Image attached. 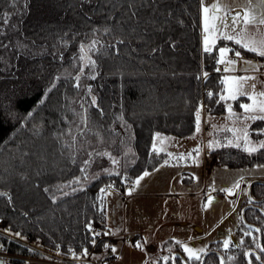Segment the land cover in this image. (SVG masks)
I'll use <instances>...</instances> for the list:
<instances>
[{
  "label": "trees",
  "instance_id": "16d2710c",
  "mask_svg": "<svg viewBox=\"0 0 264 264\" xmlns=\"http://www.w3.org/2000/svg\"><path fill=\"white\" fill-rule=\"evenodd\" d=\"M128 3L0 0V45H7L0 47V258L7 264L82 255L93 245L88 225L107 229L100 189L123 192L169 160L151 148L156 133L189 137L201 105L212 115L224 113L228 103L241 112L239 105L249 101L217 103L224 88L217 49L239 46L220 40L212 53L202 50L200 0H134L131 9ZM81 45L94 66L80 59ZM210 154L228 167L264 163V149L249 154L223 146ZM112 157L117 171H107ZM251 195L264 198V184L254 183ZM256 205L241 216L238 241L228 250L215 240L199 260H189L167 240L164 246L178 254L156 264H200L204 253L203 264H220L221 257L224 264H247L245 251L264 246V200ZM247 223L257 225L260 236ZM250 230L252 236L243 235ZM28 238L42 251L28 246ZM254 256L253 264H262Z\"/></svg>",
  "mask_w": 264,
  "mask_h": 264
},
{
  "label": "rangeland",
  "instance_id": "374dc122",
  "mask_svg": "<svg viewBox=\"0 0 264 264\" xmlns=\"http://www.w3.org/2000/svg\"><path fill=\"white\" fill-rule=\"evenodd\" d=\"M204 4L209 8L211 7L208 0H204ZM253 7L257 13H259L264 6L260 5L259 0H253ZM202 18L203 11L200 0L201 45L203 48L204 32ZM248 32L256 39L264 38V25H259L257 27L249 26ZM224 45L225 44H220L219 47ZM16 46L21 48L19 45ZM231 56L232 54H229L230 58ZM242 56L246 60L264 65V57L258 55L252 57L243 54ZM85 63H87V60ZM237 69L238 70L232 75H255L257 76V80L250 81L249 84H256V92L264 91V84L260 83V81H264V67H262L259 72H244L243 67L238 64ZM231 73L233 72H229L228 75H231ZM246 91L251 92V87H247ZM247 103H251V101L249 100ZM233 111L236 112L237 115L243 114V110L237 112L233 109ZM205 116L206 111H203V115H201L200 132L197 133L195 130L194 134L189 137H178L161 132H158L159 137H157V133L154 135L153 142H156L157 148L162 149L159 152H165L168 155L171 154L169 155L170 157L178 155L180 157L181 154H183L185 158L179 159L175 164L158 166L154 170L147 171L149 175L141 180L146 183L150 190L154 192L160 190L166 194H157V196L153 194L145 198H136L134 200L136 201L134 207L142 208L141 212L145 216L146 223L145 221L142 222V224L136 221L132 223L129 222L130 202L125 206L126 200L124 201L123 198L128 193L125 189L123 190V192L125 191L124 195L120 194L118 196L119 198H115L114 196L113 198L109 197V202L107 201L106 205L104 204V215L108 223L106 225V230L109 232L108 236H112L111 239L115 240L113 244L106 243L114 256L109 259V264H150V261H154L158 253L148 250L150 233L152 230L156 234L155 238H159V236L166 237V234L171 232L177 234V228H184V235H187L188 232L196 235V237L191 240H186L184 245L196 249H205V244L210 239L218 238L222 239V241L225 239L232 241L230 236H233L235 242L238 241L239 237L236 233H233V228L237 225L241 215L240 205L247 199L249 184L252 181H264V168L256 167L257 165H264V163L236 167L217 165L215 160L216 157L214 154H210V151L212 148L223 147L222 145L226 144L227 140L232 138V132L227 129L234 127L242 128L244 127V123H241L239 120L233 123V120L228 119L227 105L224 113L207 114V119L204 118ZM261 122H263L262 126L253 127L256 123L260 124ZM245 123L250 125V138L254 143L259 140H264V136L256 135L252 131L257 128H264V121H246ZM161 138H163V144L160 143ZM214 141H219L220 146L214 143L213 146L209 148V142ZM240 143V148L243 149V141ZM197 147L200 148L198 156L193 152ZM188 153H192V156H188ZM114 159L116 161L118 160L117 157H114ZM112 160L113 157L111 158V167L107 169V171H117V169H119L118 162L114 164ZM143 173L141 175H143ZM241 177H243L242 180ZM238 180L240 181V188L234 189L232 195L222 190L232 188L233 184ZM111 188H113V186H111ZM107 195L108 193L105 192L101 197L106 199L108 198ZM209 196L212 197L211 204H207ZM206 204L207 207L205 206ZM177 205H179L180 208H178ZM125 210L127 212L126 227H124L122 235L119 237L117 231L115 229L113 230L111 225L115 228L118 227V229L121 228V220L123 219V212H125ZM132 224L137 226L139 230L133 232L134 234H131L133 228ZM229 227L232 228L231 231H228ZM108 239L109 238H107V240ZM137 243H139L141 247H134ZM152 244L154 245V243ZM30 245L41 250V248L37 246L38 243L30 242ZM112 248H115L116 251L113 252ZM206 249L204 252H206ZM255 250L258 251L259 249ZM49 256L56 260V257H59L54 255ZM28 258L30 259L31 257ZM23 259L27 260V258ZM34 259L41 260L40 258ZM26 264L33 263H27L26 261ZM35 264L43 263L37 261Z\"/></svg>",
  "mask_w": 264,
  "mask_h": 264
},
{
  "label": "snow or ice",
  "instance_id": "6c2138e0",
  "mask_svg": "<svg viewBox=\"0 0 264 264\" xmlns=\"http://www.w3.org/2000/svg\"><path fill=\"white\" fill-rule=\"evenodd\" d=\"M134 0H129L128 8L131 9L133 7ZM202 3V26H203V51L205 53H212L216 48L217 42L220 40L233 42L235 45L239 46V48H231L227 44L219 47L218 50V59L217 64L223 65L224 72H235L237 71V65L240 64L243 67L244 72H259L264 65H260L258 63H254L253 61L246 60L242 56V51L252 52L260 57H264V38L256 39L251 36L248 32L249 26L257 27L259 25H264V7L261 8L259 13L253 7V0H208V3L211 5L209 8L205 6L204 0H201ZM261 6H264V0H259ZM136 12L133 11L131 13L132 17L136 16ZM7 21H5L6 23ZM119 43H123V41H119ZM0 47H7V45H0ZM80 51L83 53L81 55V60H87V62L91 65H95V61L91 59V57L87 56V52L85 51V46L81 45ZM232 54L231 58L229 54ZM216 71H221V68H216ZM204 77L208 76L207 72H204ZM95 78L94 76L92 77ZM79 80V77H76ZM257 76L255 75H226L223 77L221 83L224 85L223 93L219 96L220 101H236L240 97H247L251 103H241L239 107L243 109L242 115H237L236 112L233 111V106L231 103L227 104V112L228 119L233 120L235 123L237 120L244 123V127L242 128H229L228 131L232 132V138L227 140V143L222 145L224 147L233 146L240 148L241 141H243V150L248 152L249 154L255 153L260 149H264V140H259L257 142H253L250 138V125L245 123L246 121H264V91L256 92V84L251 83L250 81H256ZM260 83L264 84V81H260ZM79 85H77L78 87ZM251 87L252 91H246L247 87ZM91 91V89H89ZM213 95L212 92L208 93V96L211 97ZM92 104L96 105L95 97L92 98ZM203 110V105H201L196 113H195V130L196 132H200V124H201V112ZM30 115V113H29ZM256 135L264 136V128H257L252 130ZM157 137H159V133H157ZM163 138L160 139V143L163 144ZM220 146L219 141L209 142V148L213 146V144ZM152 149L154 152H159L162 149L157 148V144L154 141L152 145ZM198 156L200 153V148L197 147L193 150ZM104 155H110L108 153H104ZM171 155V154H169ZM188 156H192V153H188ZM180 159H184V155L181 154ZM112 162L115 164L117 161L113 158ZM85 165L89 163V161L84 162ZM167 163V161L165 162ZM258 168H264V165H257ZM86 169H81V171H85ZM149 172L145 171L143 175L138 177L135 181V185H139L140 181L144 179L145 176H148ZM243 177H241V180ZM79 183V179L75 181ZM111 188V185H109ZM240 188V181H236L232 188L230 189H222L223 191H227L229 195L233 194L234 189ZM133 189L129 190V194ZM47 191V190H46ZM101 193H105L106 189L101 188ZM3 195V193H0ZM67 195V193H65ZM101 202H103V197H100ZM212 197H208L207 204H211ZM207 204L205 205L207 207ZM89 230H91V225H88ZM251 229V226H248ZM10 232V230H7ZM261 229L256 228L255 232H260ZM106 235L108 233H105ZM18 238L22 237L20 232H16L14 234ZM94 235H99V233H94ZM244 236H252V231H246L243 233ZM255 243L256 237H252ZM95 243V240H93ZM179 243V242H178ZM244 241L240 240L239 244H243ZM232 241L229 239H225L223 241V247L225 250L229 249ZM238 246V245H237ZM2 247V246H0ZM105 247H108L105 245ZM134 247H141L139 243L135 244ZM255 247L260 250V252L264 253V246H261L259 243H255ZM112 251L115 252L116 249L112 248ZM183 251L188 255L189 260L195 258L196 260L200 259L198 253H203L205 251L204 248L194 249L187 245H183ZM84 255H87V249L84 250ZM73 255H75L73 253ZM245 257H248L247 264H253V253L245 251ZM167 261L169 259L168 256L162 258ZM233 259L232 256L228 257V260L231 261ZM254 259L256 261H261L260 255H255ZM0 264H7V262L0 258ZM220 264H224V259H220Z\"/></svg>",
  "mask_w": 264,
  "mask_h": 264
},
{
  "label": "crops",
  "instance_id": "0c3cea01",
  "mask_svg": "<svg viewBox=\"0 0 264 264\" xmlns=\"http://www.w3.org/2000/svg\"><path fill=\"white\" fill-rule=\"evenodd\" d=\"M201 40H202V31H201ZM201 48H202V45H201ZM202 50H203V48H202ZM223 67H224L223 65H220L221 72L223 73V77H224V76L228 75L229 72H227V73L224 72L223 71ZM234 73L235 72L231 73V75L234 74ZM235 75H240V74H235ZM206 116H207V114H206ZM206 116L204 117L205 119H207ZM214 149L215 148H212V150H214ZM168 159L169 160L167 161V163H163L160 166H166L168 164H171V165L172 164H175V163H177L179 161L180 158H179V155H178V156H174V157L173 156H171V157L169 156ZM204 160H205V157H204ZM135 181H136V179H135ZM135 181L132 182L131 184H129L128 186H126L125 191H128V193L126 194V196L124 198L123 197L122 198H123L124 201L126 200L125 206L130 202L129 203L130 204L129 222L132 223V222L136 221L137 223H141L142 224V222L145 221V216L141 212L142 211V208L141 207H137V208L134 207L135 206V202H136L134 200L136 198H143V197L145 198V197L151 196L153 194H155L156 196H157V194H160V195H166V194H164L160 190H156L155 192L152 191V190H150L148 188V186L146 185V183L145 182H142V181H140V184L139 185H135ZM133 188H134V190L131 191V193L129 194V190L130 189H133ZM106 192L108 193V195H107L108 198H106L107 200L104 198L106 200L105 203H107V201L109 202V197L110 198H113V196H114L115 198H119L118 196L120 194L124 195V192L118 191V190H116L114 188H111V189L107 188L106 189ZM246 200L247 199H245L244 201H246ZM244 201L240 205L241 206V208H240V214H241V210H242V207H243L242 204L244 203ZM177 207L180 208L179 205H177ZM240 218H241V215H240ZM240 218H239V221H240ZM126 219H127V212L125 210V212H123V219L121 220V225H120L121 228H119V229H118V227L115 228L113 225H111V222H110L111 228L113 230L115 229L117 231V235L119 237L122 235V231H123L124 227H126ZM239 221H238V223H239ZM145 223H146V221H145ZM238 223H237V225H238ZM107 224L108 223H107V220H106V217H105V227H106ZM237 225H235V227L233 228V233H236L235 232V229H236ZM132 227L133 228L131 230V232H132L131 234H134L133 232L139 231L138 228H137V226H135V225L132 224ZM203 227H204V224H203ZM183 230H184V228H182V229L177 228L176 229L177 234L174 233V232H171V233L166 234L167 235L166 237L165 236H159V238H155L156 237V234L153 232V230L151 231V233H150V239H149V243L150 244H148L149 245L148 246L149 249L148 248L147 249L150 250L151 252H154V253L157 252L158 255H157V257L155 256L156 259L154 258L155 259L154 261H150V264H156L159 259H162L165 256H172L174 253H176V251L173 250V246H164V243L167 240H172L173 243L177 244L180 247V249L182 250V252L186 256H188L183 251V245L186 242V240H191L192 238L196 237V235L190 234L189 232H188L187 235H184L183 234L184 233ZM231 230H232V228L229 227V230L228 231H231ZM136 236H137V234H136ZM182 236H183V238H182ZM163 237H165V238H163ZM230 237L232 239V243H234L235 240L233 239V236H230ZM215 240H222V239H218V238H216V239H210L207 243L205 242L206 243L205 244L206 245L205 246V249L207 248V246H208V244L210 242L215 241ZM152 243H154V245ZM194 249H196V248H194ZM200 254L201 253H199V255Z\"/></svg>",
  "mask_w": 264,
  "mask_h": 264
},
{
  "label": "built area",
  "instance_id": "2783aa9c",
  "mask_svg": "<svg viewBox=\"0 0 264 264\" xmlns=\"http://www.w3.org/2000/svg\"><path fill=\"white\" fill-rule=\"evenodd\" d=\"M203 111H206V108L204 106H203V110L201 112V115H203ZM1 226H2V222H0V227ZM90 232L94 237L95 243H93L91 248L87 250V255L82 254V255H78L76 257L64 258L60 255L52 254L54 256H59V257H56L57 260L52 259L49 256H48V258L41 259V260H37L34 258L29 259L28 257H27V260H25V259L24 260L27 261V263L32 262L33 264L37 263V261H39V263H43V264H109L107 257H109V255L111 253L110 248L106 247V248L102 249L99 246H97V243L102 241V240H105L107 244H109V243L113 244L115 242V240L111 239L112 236L111 237L108 236L109 235L108 230L103 231L99 228L91 227ZM94 233H99V235H94ZM105 233H108V234L106 235ZM107 238H109V239L107 240ZM25 242L29 246L30 242L32 243L33 240L28 238V239H26ZM1 255L2 254H0V256Z\"/></svg>",
  "mask_w": 264,
  "mask_h": 264
},
{
  "label": "water",
  "instance_id": "95a60500",
  "mask_svg": "<svg viewBox=\"0 0 264 264\" xmlns=\"http://www.w3.org/2000/svg\"><path fill=\"white\" fill-rule=\"evenodd\" d=\"M254 183L264 184V181H259V180H258V181H252V182L249 184V187H248V189H247V199L249 200V203L246 204V205L242 208V210H241V216L243 217V219H244V213H245L246 209H248V208H252V207H258V206L256 205V203H258V202L264 200V198L255 199V198L252 197V195H251V189H252V186H253ZM260 211H261L262 215L264 216V210L260 208ZM246 225L251 226V228H254V229L258 228V226L255 225V224H253V223H247ZM258 234H259V236H260V232H258ZM259 244H261V243L259 242ZM248 252L254 253L255 255H259L260 250H259V251H256V250H249ZM177 254H178L177 252L174 253V254L172 255V259H173V258L175 257V255H177ZM206 254H207V253H204V255L202 256V259H201L200 264H203V261H204V259H205V257H206ZM221 258H222V257H221ZM260 262H261L262 264H264L262 261H260Z\"/></svg>",
  "mask_w": 264,
  "mask_h": 264
},
{
  "label": "bare ground",
  "instance_id": "6f19581e",
  "mask_svg": "<svg viewBox=\"0 0 264 264\" xmlns=\"http://www.w3.org/2000/svg\"><path fill=\"white\" fill-rule=\"evenodd\" d=\"M33 246V245H32Z\"/></svg>",
  "mask_w": 264,
  "mask_h": 264
}]
</instances>
